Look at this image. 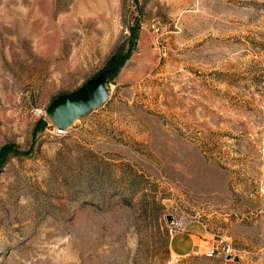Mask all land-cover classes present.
I'll return each instance as SVG.
<instances>
[{"label": "rangeland", "instance_id": "obj_1", "mask_svg": "<svg viewBox=\"0 0 264 264\" xmlns=\"http://www.w3.org/2000/svg\"><path fill=\"white\" fill-rule=\"evenodd\" d=\"M0 264H264V0H0Z\"/></svg>", "mask_w": 264, "mask_h": 264}, {"label": "water", "instance_id": "obj_2", "mask_svg": "<svg viewBox=\"0 0 264 264\" xmlns=\"http://www.w3.org/2000/svg\"><path fill=\"white\" fill-rule=\"evenodd\" d=\"M104 79V76L93 79L78 92L61 95L53 100L47 113L56 128L68 129L74 121L106 100Z\"/></svg>", "mask_w": 264, "mask_h": 264}, {"label": "crops", "instance_id": "obj_3", "mask_svg": "<svg viewBox=\"0 0 264 264\" xmlns=\"http://www.w3.org/2000/svg\"><path fill=\"white\" fill-rule=\"evenodd\" d=\"M208 234L204 225L198 222H190L180 236H176L171 241V251L179 257H186L196 253L198 240H204ZM208 243V242H206Z\"/></svg>", "mask_w": 264, "mask_h": 264}, {"label": "built area", "instance_id": "obj_4", "mask_svg": "<svg viewBox=\"0 0 264 264\" xmlns=\"http://www.w3.org/2000/svg\"><path fill=\"white\" fill-rule=\"evenodd\" d=\"M67 133V129H58L56 128L54 130V134L55 136L61 137L66 135ZM190 221L183 219V218H177L175 216H171V220L169 223V234L171 237L177 236L181 233H183L186 229L187 224ZM225 241V240H224ZM223 243V242H221ZM219 246V244H218ZM213 246L212 248H209L208 250L205 251V253L207 254L208 257H218L222 254H224L225 257H231V252H232V247L231 245H228L226 247H224V249L220 250L219 247Z\"/></svg>", "mask_w": 264, "mask_h": 264}, {"label": "trees", "instance_id": "obj_5", "mask_svg": "<svg viewBox=\"0 0 264 264\" xmlns=\"http://www.w3.org/2000/svg\"><path fill=\"white\" fill-rule=\"evenodd\" d=\"M117 57V56H115ZM113 57L110 61V67H112L111 69L108 70L109 72V75L110 74H116V72L119 70V68L125 63V61L127 60V57L126 58H115ZM119 57V56H118Z\"/></svg>", "mask_w": 264, "mask_h": 264}, {"label": "bare ground", "instance_id": "obj_6", "mask_svg": "<svg viewBox=\"0 0 264 264\" xmlns=\"http://www.w3.org/2000/svg\"><path fill=\"white\" fill-rule=\"evenodd\" d=\"M73 124H74V122H73Z\"/></svg>", "mask_w": 264, "mask_h": 264}]
</instances>
